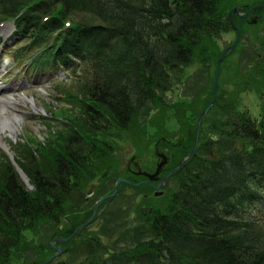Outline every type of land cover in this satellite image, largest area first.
Instances as JSON below:
<instances>
[{
  "label": "trees",
  "instance_id": "16d2710c",
  "mask_svg": "<svg viewBox=\"0 0 264 264\" xmlns=\"http://www.w3.org/2000/svg\"><path fill=\"white\" fill-rule=\"evenodd\" d=\"M225 2L0 0V24L15 22L10 42H20L7 56L42 77L61 71L81 77L84 96L65 94L81 105V121L63 116L71 128L67 136L56 148L41 146L48 166L17 161L33 190L11 162L0 172V264H16L17 252L31 251L29 234L54 228L53 234L67 238L88 220L93 210L86 194L95 190L102 197L114 186L116 143L141 115L176 109L169 94L175 81L186 77L185 69L195 65L209 72L215 67L217 39L233 31L228 12L240 5L229 4L226 10ZM251 69L230 99L218 91L212 111L221 109L217 114L225 118L211 123L217 138L201 144L177 174L179 188L165 208L140 213L131 241L123 243L126 248L105 252L93 235L84 260L71 255L50 264H264V92L258 91L261 121L238 112L240 93L264 81V59ZM207 105H189L187 111L198 119ZM180 126L179 142L167 145L174 164L190 153L195 137L184 122ZM47 249L37 247L46 257Z\"/></svg>",
  "mask_w": 264,
  "mask_h": 264
},
{
  "label": "rangeland",
  "instance_id": "374dc122",
  "mask_svg": "<svg viewBox=\"0 0 264 264\" xmlns=\"http://www.w3.org/2000/svg\"><path fill=\"white\" fill-rule=\"evenodd\" d=\"M238 2L240 5H256L263 4L264 0H227L223 6L227 10L229 4ZM242 29L245 35L237 44V50L230 52L220 66L223 76L221 77L220 74L217 96L218 91L223 92L227 100L230 99V93L237 90V83L243 80L246 82L245 73L252 70L251 65L255 62L259 64L264 59V12L260 13L259 21L254 25L247 24ZM8 31L9 35L7 32L1 34L4 37H9L12 33L10 29ZM236 38L234 31L223 33L218 37L217 54L219 57L227 47L235 43ZM5 40L4 45L0 43V100L4 97L16 99L17 101L10 107L7 106V109H15L21 114V129L18 136L6 135L5 142L10 147L9 152L17 161L27 165L39 162L41 165L48 166V163L42 158L43 149L41 146L46 150L56 148L61 139L67 136L71 128L68 127L63 116H74L78 123L81 121V105L77 103L76 99L69 100L65 94L71 92L81 96L79 98H84L83 80L81 77L79 79L72 76L71 72L63 73L62 71L51 72L42 77L33 73L24 62L14 64L7 53L18 46L20 42L14 41L8 45L9 39ZM203 69L192 65L191 68L185 69L184 75L186 77H182L181 83L175 81L172 92L169 94L175 110L163 113L160 110H152L148 115H141L132 124V128L125 134V141L119 143L118 155L112 159L113 167L117 168L115 171H118L119 168L121 171L126 170L133 158L143 170L153 173L159 162L156 156V146L159 145L160 152L171 156V153L164 147L165 141L167 138L172 140L171 143L173 144L179 142L177 141V133L181 129L180 124L182 122H184L187 130L190 129L196 134L198 119L192 117L191 112L187 110L189 105H192L194 109H200L206 102L210 103L209 98L212 96L210 93L216 76L217 62L209 72ZM263 82V80L255 81V85L249 87L250 90L244 91L238 96V112H247L253 121H261L263 118L262 99L258 93V91L264 92ZM222 103L225 104V101ZM212 110L213 107L200 125L201 133L198 137L200 149L201 144L209 145L211 139L217 138L211 132V123L225 118L224 115L217 114L222 112L221 109ZM69 122L75 126L71 121ZM206 133L211 134L207 135L206 138L201 136ZM229 145L227 144V146ZM224 147L218 151H224ZM211 148H215L214 144H211ZM31 152H34L32 153L33 157L28 155ZM208 152L206 150L203 153L207 154ZM7 162H10L9 156L0 148V172L7 165L5 164ZM119 173L116 172L117 181ZM178 184V176L170 178L166 185L167 192L162 198H158L152 190L145 187L130 188L127 185H122L118 195L114 199L106 201L107 203L105 202L106 204L104 203L101 209L99 208L97 217L83 231L80 238H73L75 241L70 240L66 247L61 245L64 250L59 258L69 259L71 255H77L76 260L80 262L84 260L87 256L85 252L87 241L93 235L98 236L102 241L105 252L108 249L114 252V250L126 248L123 243L128 242L129 244L131 241L130 237L135 232L134 228L140 221V213L149 208H165L163 206L166 201L163 198L174 192L178 188ZM89 199H91L90 210L92 211L99 201V197ZM62 228L64 229V225ZM53 229H47L38 235L29 234L27 240L31 246V251L17 252V255H14L16 264H38L42 258L45 259L46 255L44 253L39 255L37 247L48 246L52 242L54 236L58 235L57 233L53 234L51 231ZM58 245L59 243L54 244V247L59 248ZM53 251L47 249L45 252L50 254Z\"/></svg>",
  "mask_w": 264,
  "mask_h": 264
},
{
  "label": "water",
  "instance_id": "95a60500",
  "mask_svg": "<svg viewBox=\"0 0 264 264\" xmlns=\"http://www.w3.org/2000/svg\"><path fill=\"white\" fill-rule=\"evenodd\" d=\"M261 9H264V4L262 5H258V6H255L254 8H252L248 13H246L245 15L241 16L243 18H248L251 13H253L254 11H257V10H261ZM234 11H237L238 13H240L241 11V8L240 7H236L234 8L233 10H231L229 12V19H231V16H232V13ZM253 22H256L255 20ZM237 34H238V38H237V41L235 42L234 45H232L231 47L227 48L224 53L222 54V56L219 58L218 60V65H217V75H216V79H215V82H214V86H213V101L211 102V104L204 110V112L202 113L201 117L199 118L198 120V126H197V134H196V139H195V144H194V148L192 150V153L186 157L181 166L177 169V170H174L173 172L169 173L166 177L163 178L162 180V183L160 186H155L152 181H157L159 179V174H160V171H161V168L162 166L165 164V162L161 163L159 166H158V169L156 171L155 174L151 175V174H148V173H143V172H139V175H143L147 178H149V182H147V184L151 185L152 187H154V189H156L157 191H162L163 188L165 187L168 179L173 175L175 174L177 171L181 170L182 168H184V166L189 162V160L192 158L194 152H195V149H196V146H197V142H198V137H199V131H200V125H201V122L202 120L204 119V117L207 115V113L209 112V110L211 109V107L214 105V102L216 101V98H217V94H216V90H217V85H218V81H219V76H220V65H221V62L223 61V59L228 55L229 52H231L232 50H234V48L236 47L238 41H239V37H240V31L237 30ZM161 158H165L164 155H160ZM15 164V163H14ZM17 171L19 172L22 180L27 184L29 185V179L27 178V176L25 175V173L17 166ZM121 183H128V184H132L131 182L125 180V179H120L117 184H116V189L114 191L113 194L111 195H107L105 196L104 198H102L95 206V210H94V216L97 214V210L98 208L100 207V205L106 200V199H111V198H114L118 191H119V187H120V184ZM160 194L157 193V196H159ZM94 216L88 221L86 222L83 226L77 228L74 233L67 239L65 240V242L69 241L72 237H74L77 233L81 232L85 227H87L90 222L93 220ZM57 241H60L59 238H55V240L53 242H57ZM52 242V243H53ZM63 253V249L62 248H57L56 249V253L55 254H52L50 257H48L44 262H42V264H49L53 259L57 258L58 256H60L61 254Z\"/></svg>",
  "mask_w": 264,
  "mask_h": 264
},
{
  "label": "bare ground",
  "instance_id": "6f19581e",
  "mask_svg": "<svg viewBox=\"0 0 264 264\" xmlns=\"http://www.w3.org/2000/svg\"><path fill=\"white\" fill-rule=\"evenodd\" d=\"M15 101L17 100L5 97L0 100V145L5 148L8 147L5 136L17 137L21 129V114L15 109H7V106L10 107Z\"/></svg>",
  "mask_w": 264,
  "mask_h": 264
},
{
  "label": "flooded vegetation",
  "instance_id": "af4514ba",
  "mask_svg": "<svg viewBox=\"0 0 264 264\" xmlns=\"http://www.w3.org/2000/svg\"><path fill=\"white\" fill-rule=\"evenodd\" d=\"M234 7H236V6H234ZM233 7V8H234ZM241 7V6H240ZM241 11H240V13H238L237 11H234L233 13H232V17H236V19L241 23L242 22V24H251L252 23V21L254 20V19H259V15L258 14H256V13H253V14H251L250 15V17L249 18H247V19H244V18H242L241 16H243V15H245L246 14V12H248L249 11V8H248V5H244V6H242L241 7ZM135 161L134 160H132V162L130 163V164H128V166L126 167V171L125 172H128L127 174H125V175H127V177H129V178H133V179H136L138 176L136 175V172H137V169H135L134 168V166L136 165L135 163H134ZM168 164H169V159L167 160V162H166V164L164 165V168L162 169V172L164 173L166 170H167V168H168ZM163 173L161 174V176L163 175Z\"/></svg>",
  "mask_w": 264,
  "mask_h": 264
}]
</instances>
